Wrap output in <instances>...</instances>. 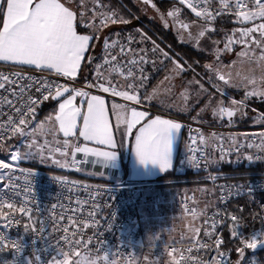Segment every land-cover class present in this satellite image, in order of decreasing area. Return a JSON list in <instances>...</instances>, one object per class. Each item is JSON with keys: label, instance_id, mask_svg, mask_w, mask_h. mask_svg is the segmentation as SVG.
<instances>
[{"label": "snow or ice", "instance_id": "obj_1", "mask_svg": "<svg viewBox=\"0 0 264 264\" xmlns=\"http://www.w3.org/2000/svg\"><path fill=\"white\" fill-rule=\"evenodd\" d=\"M92 2L93 7L89 9V0H79L76 7L83 10L77 11L72 6H66L61 0H0V17H2L0 62H11L17 67L27 66L42 74L47 73V75L37 77L25 75L22 72L12 74L0 72V151H6V145L12 139L23 138L26 141L23 145V151L16 148L15 151L8 152L9 161L0 160V221L4 222L5 227H9L13 223L19 224L21 221L16 219V214L19 213L28 221L24 224L25 232L31 230L43 234L46 229L45 220H40V227H36L37 221L33 219V209L27 206V199L20 206H17L15 202V198L22 191L19 185V177L15 176V166L20 160L31 158L39 159L42 163L51 161L61 168H66L68 167L69 149H71L73 162H76V155L82 153L85 157L94 158L92 163L107 169L117 159L115 133H120L121 142H123V139L131 137L133 129L140 125L135 133V142L132 146L139 163L145 167L149 164L158 166L161 172L168 171L173 167L174 145L178 141L182 129L180 122L164 119L160 115L151 118L147 112L137 111L135 108L131 109V118L129 119L127 107L113 103L112 111L117 120L116 127L113 129L109 122L108 109L103 96L93 95L89 91L69 87L67 84H61L49 78L56 76L74 81L82 73L83 68L92 64L96 59L93 56H88L86 60V53L90 50L91 42L96 40V34L109 24L129 23L127 19L111 9L107 12L100 11L106 7L102 0H92ZM143 3L157 8L153 0H143ZM179 3L191 9L198 20L202 18V22H194L191 25L197 28L195 34L188 31L189 23L179 22L182 42L195 41L196 45H199L201 40L206 37V33L214 31V29H209L207 25L225 13L234 15L236 22L241 24L261 21L258 24L254 23L252 27H240L231 34L226 33L223 40L211 41L214 45L215 62L206 64L204 67L210 73L207 83L215 89V93H219L221 99L216 100L214 94L205 88L204 83L193 79L186 82L184 91L180 93L182 106L169 105V107L178 106L180 111H188L190 109L189 100L192 96L189 89L192 85H198L194 93L196 102L199 103L202 96H207V101L197 114V118H199L200 113L208 110L211 111L213 118L223 120L227 117L229 123L238 114L241 117L245 116L244 109L248 99L259 97L264 101V90H262L264 89V76L259 82L254 75L245 76L238 80L234 79L231 72L225 71L224 66H222L221 53L231 52L233 46L239 44L242 50L238 53V57L246 58L249 63H258L264 71V0H179ZM215 3L219 4L218 8H213ZM89 11L92 13L90 17L87 15ZM178 13V9L167 11L166 16L177 20ZM161 18L164 19V17ZM97 20H99V25L96 24ZM78 23L92 29V34H79L77 31ZM163 26L168 27V23L165 21ZM137 31L139 32V30ZM185 32L187 33L186 36L184 35ZM113 35L117 39H111L107 36L103 39L105 55L101 58L102 63L94 65L96 75L92 81H86L85 87L88 89L96 88L102 93L111 94L112 97H122L125 101L140 104L141 98L138 93L146 87L147 81L151 78L150 74L146 72L147 65L150 64L155 70L158 63L163 64L165 60L171 62L172 67L160 82V85H168L165 88V92L168 94H171L175 87L172 83L175 78L182 76L188 70L182 64L172 60L168 52L161 49L155 41L151 42V49L147 47L133 48L134 43L143 45L149 41L150 38L146 34L140 33L139 40H136L131 34H126L123 38L126 43L121 42L120 33ZM221 43H223V49L218 47ZM257 50H259L258 56ZM85 60L86 63L82 66V61ZM113 73L124 77L125 82L123 84L114 83ZM217 81L223 82L224 86L243 88L244 99L237 101L234 98H229L226 104L224 97L227 96V92L225 87H221ZM160 85L154 88L151 94H146L144 98L147 101L157 98ZM61 97L63 100L59 103L55 115H49L46 117V121L33 127L37 115V105L49 99L56 100ZM78 97L80 98V106L75 103ZM85 104L86 111L84 110ZM47 121L58 123V129L65 138L62 144L55 139V129L46 127ZM80 121L82 124L78 123ZM142 121L145 122L141 123ZM256 122L264 124V114H260ZM120 124L124 125L123 130H121ZM77 131L79 138H83L85 142H94L98 147L72 143L69 138H76ZM48 135H52L53 139L49 140ZM41 137L44 138L41 139ZM212 139L213 143L208 145L203 136L200 137L199 141L195 137H190L184 163L199 171L201 170V161H203V169L207 171L209 165L225 161L226 157L233 153L237 156L236 163H240L242 159H246L249 164L264 161V131L260 132L258 136L256 134L245 135L243 142L239 137L231 136L225 138L214 135ZM257 139L259 140L258 143L256 142ZM225 140L228 141L227 149L224 147ZM208 146L212 148L213 152L219 151L221 153L219 161L211 158V153L206 150ZM244 148L256 149V154L242 156L241 153ZM57 154L63 160L57 158ZM79 162L83 163L84 161ZM76 170L79 171L78 168ZM28 175L34 176V173L29 172ZM54 179L59 180L62 184L70 183L60 177H54ZM206 179L215 185L217 180L228 179V177L213 175L209 172ZM218 187L221 190L220 199L223 203H227L225 196L230 199L232 195L245 194L242 191L244 187L242 185H218ZM247 187V194L254 197L256 189L251 184ZM201 191L208 190L202 189ZM90 202L91 211H87V215L84 216V205H88ZM58 207L60 208L58 217L52 220L53 232L61 230L60 225L65 220L67 212L72 213V215L67 216V220L75 230L70 232L69 227L62 228L64 235L60 237L57 244L63 243L70 250H57L56 257L62 258L54 257L55 264H68L67 258L69 256H71V264H99L101 260L104 264H114V261H110L112 248L103 241L96 249L97 252L103 251V256L97 255L93 258L90 255L93 249L91 242L94 236L102 235V233L94 232L93 235H88L87 239L83 238L84 229L89 227L96 229L101 223L100 219H97L100 204L96 198L89 193L87 200L77 199L75 206H73L71 197H69L67 207L63 203L51 205L53 210ZM261 208L264 210V204L261 205ZM187 211L191 212L193 218L196 217L197 213L194 209H187ZM239 212L242 213L243 208H240ZM112 216L114 217L115 213H112ZM228 218L227 213L221 216V213L217 211L209 216L205 212L203 222L205 242H201L199 239L202 227L192 225L189 228L188 242L195 248L189 246L186 250H182L177 249L173 244L170 246L167 255L172 258L179 256L180 264H188L189 261L192 264H233L230 253L234 250L238 256L234 264H245L246 250L255 252L258 248H264V226L245 234L243 228L246 225L243 223V216L231 214V227L227 244L234 245V248H228L226 253L222 247L226 242L222 233H217V228ZM261 224L264 225V217L261 218ZM112 227L113 224L109 221L106 230L111 231ZM34 244L35 240H33ZM5 250H10L13 253L11 264H34V262L35 264H46L42 255L37 254L35 250L32 255H25V246L21 240H13L4 234H0V254H3ZM194 250L197 253L203 251L208 258L201 259L198 256L184 255L185 251L192 253ZM43 251H47V249ZM159 258L158 256L157 259ZM2 264H9V262L3 261ZM170 264H173V259H171ZM248 264H258V262L250 260Z\"/></svg>", "mask_w": 264, "mask_h": 264}, {"label": "built area", "instance_id": "obj_2", "mask_svg": "<svg viewBox=\"0 0 264 264\" xmlns=\"http://www.w3.org/2000/svg\"><path fill=\"white\" fill-rule=\"evenodd\" d=\"M173 1L184 7L186 11L195 16L191 9H189L186 5L180 4L179 0ZM218 7V3L213 4V8ZM228 15L234 17V20L232 21L236 22V17L230 13H225L220 16L228 17ZM0 72L4 74L22 72L25 75H33L37 77L41 75H47V73L42 74L39 71H35L29 67H17L14 65L2 63H0ZM49 78L52 80H56L61 84H67V86L69 87H76L85 91H89L90 93L94 92L95 94L102 95L107 101L108 105L117 103L125 105L127 108L131 109L141 108L148 113L156 112V110L152 109L149 106L136 104L133 101H125L122 97H112L111 94L102 93L96 88H86V81L90 80L83 77V75L81 74H79L74 81L56 76H50ZM35 95L38 96L39 94ZM45 102L37 105V113ZM172 118L178 120L182 124V136H184V141L186 143V147H184L185 150L180 154L177 169H179L181 172L189 169L192 171V173L200 174L206 182L205 185H207L208 191L210 192V197H212L213 199V204L210 207L203 209L202 211L196 209L194 205L195 198L193 195L179 197L178 200L179 206L185 214L192 215L190 211H187V209H194L197 215H199V226L202 227V231L199 236L200 241L205 242L203 231L205 212L209 216L217 211L221 213V216H224L225 213L228 214L229 218L226 219L220 225V227L217 228V233H222L225 242L226 238L224 233L226 230H230L231 214L243 216V223L246 225V227L243 228L245 234L255 229H260L262 226H264L261 224V218L264 217V210H262L261 208V205L264 204V161H256L255 163L249 164L246 159H242L240 163H236L237 156L235 153H233L231 156H227L225 161H220L219 163H213L209 165L207 171L203 169V161H201V170L199 171H197L196 168L184 163L185 154L187 153L188 145L190 144V137H195L199 141L200 137L203 136L208 145H211L213 143L212 138L214 135L216 137L223 136L225 138L230 136L239 137L241 139V142H243V137L245 135L252 136L253 134H256L258 136L260 132L264 131V124L256 123L251 125H244L241 121L242 119H233L231 123L228 122V119H223L219 123H212L173 116ZM256 142L258 143L259 140L257 139ZM224 147L225 149H227L228 147L227 140H225ZM206 150L208 153H211V158L219 161L221 155L219 151L213 152L210 146H208ZM249 154L255 155L256 149L244 148L242 150V156H246ZM79 161L85 162L84 158L80 155H76V162H73L71 153L69 154L68 164L70 165L69 168L71 170L76 171L77 168H81L84 162L80 163ZM239 167L244 168V170H241L240 172L235 171ZM250 167L256 168L249 169ZM29 172L34 173V176L28 175ZM209 172L213 175L226 176L228 177V179L217 180L214 185L213 182L206 179ZM15 176L19 177V185L22 189L21 193L15 198L17 206H20L21 203L25 199H27V206L33 209V219L37 221L36 227H40V220H45L46 224L45 232L43 234H40L39 232H33L31 230L25 232L24 224L28 221L27 218L22 217L19 213L16 214V219L21 221L19 224L13 223L11 226L5 227L4 222L0 221V234H4L13 240H21L25 246V255H32L33 251L35 250L37 254L42 255V259L46 261V264H50L51 262L55 264L54 257H56L57 250L62 249L63 251H69L70 249L67 245L63 243H60L58 245L57 241L61 236L64 235L62 231L63 227H69L70 232L75 230L71 225H69L67 220V216L72 215V213L67 212L65 220L60 225L61 230L53 232L52 220L58 217L60 208L58 207L56 210H53L51 208V205H59L63 203L67 207L69 197H71L73 206H75V201L77 199L81 201L87 200L89 193H91V195L94 196L96 198V201L100 204V211L97 219H100L101 223L97 226L96 229H93L91 227L84 229L85 235L83 238L87 239V236L93 235L94 232L102 233V235L94 236L91 242L93 245V249L91 250L90 254L99 255L102 257L103 251L97 252L96 249L99 248L100 242L103 241L112 248V255L110 256L111 261L127 264L132 261L137 251H142V249H145V245L140 237V234L133 225L135 224L134 222L136 216V208L134 204L135 198L129 188L132 185L126 183H94L86 181L85 179L82 180L71 178L66 175L25 166H15ZM54 177H60L66 181H69L70 183L62 184L59 180L54 179ZM249 184H251L252 187L256 189L254 197L247 194V186ZM218 185H242L244 186L242 191L245 194L240 196L232 195L230 199L225 196V199H227V203H223L220 199L221 190ZM24 189H26V191H23ZM240 208H243L242 213L239 212ZM5 211H7V209H5ZM87 211H91V202L88 205H84V216L87 215ZM112 213H115L114 217L112 216ZM217 219H219V217H217ZM109 221H111L113 224L111 231L106 230ZM209 223H211V221H209ZM49 233H51V235H49ZM77 238L79 239L80 237ZM33 240H35L34 245ZM173 244L177 249L182 250H186L189 246H193L195 248L194 245L189 244L188 240L170 242L160 246V249H162V252L166 258L167 264H170L171 259H173V264H180L179 256L172 258L167 255L168 251H170V246H172ZM225 245L222 247L223 250H225L227 253L228 247H226ZM45 249H47V251H43ZM81 251L83 253L82 249ZM184 255L198 256L201 259L208 258V256L205 255L203 251L199 253H197L195 250L192 253H188L187 251H185ZM231 258L232 257L230 253V259ZM12 259L13 253L10 250H5L3 254H0V264H2L3 261H8L9 264H11ZM244 260L245 264H248L250 260L258 262V264H262V257H258V255H256L252 251L250 252V250L249 252H245ZM188 264H192V262L189 261Z\"/></svg>", "mask_w": 264, "mask_h": 264}, {"label": "rangeland", "instance_id": "obj_3", "mask_svg": "<svg viewBox=\"0 0 264 264\" xmlns=\"http://www.w3.org/2000/svg\"><path fill=\"white\" fill-rule=\"evenodd\" d=\"M66 1L70 2L74 7H76V3L78 0L76 1L66 0ZM102 3L106 6L104 8L106 12L109 9H111L114 12H117L116 9L112 8L107 3L103 1ZM132 3L140 19H143L146 23H149L150 25H154L155 27H158L159 29L172 33L173 36H175L179 42L188 44L192 46V48H195L197 50L199 49V51H203L204 53H206V55L210 57V59H208L206 64L215 62L214 45L211 43V41L212 40H223L226 32H222L220 34H214V31H209L208 33H206V37L201 40V43L199 45H196L195 41L182 42L180 39L179 22L182 21L184 23H189L190 28L188 31H191L193 34H195L197 32V28L191 25H193L194 22L195 23L202 22V19L201 20L182 19L180 18L179 13H178L177 20H174V18L172 17H167L166 16L167 11H173L176 9L180 10V8L175 4H168L164 8H159L158 6L157 8H153L150 4L145 5L143 3V0H132ZM153 3L156 4L154 0H153ZM92 7H93V2L92 0H89L88 8L91 9ZM100 11H103V9H100ZM161 17H164V19H162ZM165 21L168 23V27L163 26ZM245 23H247V25H245ZM245 23L241 24L238 22L237 24L240 25L239 28L246 27V26H254V25H250V23L248 22H245ZM136 24H137V20L131 21V25H136ZM255 24H258V23H255ZM114 25L116 26L117 24H114ZM207 27L209 29H214L212 24L207 25ZM234 30L235 29H232L227 34H231ZM184 35L186 36L187 33L185 32ZM133 36L135 37V35ZM147 36L151 38L149 34H147ZM208 37H210L211 39H209ZM139 39L140 37L137 40ZM109 42L111 43V41ZM149 42L151 43L152 40H149ZM146 43H148V41ZM133 46L134 45H132V47ZM218 47L220 49H223V43H221ZM241 50H242L241 46L237 44L233 46V50L231 52H222L221 53L222 66H224L225 71L231 72L232 77L234 79L238 80V79H242L245 76L254 75L257 81L259 82L262 76H264V71H262L258 63H249L246 58L238 57V53ZM116 51L118 52V49ZM104 55H105V52L102 53L101 58L104 57ZM258 55H259V50H257V56ZM98 63H102V59ZM163 64L158 63L156 65L155 70L159 69V67H161ZM155 70L152 68V66H150V69L149 70L147 69L146 72L151 74L152 72H157ZM166 73H168V71H166L164 75L159 78V80L154 84V86H152L153 88L150 89L148 93H152L153 89L156 88L158 85H160V82L163 80ZM84 77H85V72H84ZM116 79L117 80L114 83H116L120 78H116ZM193 79L197 80L194 76L189 77V76L182 75L180 77H176L175 80L172 82L175 85V87L173 88V91L171 94H168L165 92V88L168 87L167 84L160 85V89H159L160 98L167 100L164 103V106L165 105L166 106H169V105L182 106L180 93L184 91V85L186 84V82L193 80ZM122 81L123 83L125 82L124 77ZM206 81H208V77L206 78ZM217 82L220 83L221 87H225V91L227 92V96L224 97L226 104L228 103L229 98H234L237 101L244 99V89L243 88L238 89V88L231 87V86H224L223 82H219V81ZM206 84L204 83L205 88H208L209 91L214 94V98L216 100L221 99L219 93H215V89H213L212 87ZM197 88H198V85H192L191 88L189 89V91L192 93V96L189 100L190 109L186 112L185 115H187V113H189L190 111L191 117L195 119H202L204 121H207V119L219 120L217 118H213L210 110L200 113L199 118H197V114L200 112V109L204 106V104L207 101V96H202L200 98L199 103L196 102L194 93ZM258 88H259V83H258ZM143 91H145V88L141 89L138 95H140V98L144 100L145 98L141 97ZM160 98H157V99H160ZM256 99H260V98L252 97L248 100H256ZM154 103H157V101H154ZM158 104L161 105L160 102H158ZM170 108L178 109L179 107L173 106ZM238 117H240L239 114L235 118H238ZM170 118H172L171 115H170ZM39 123L40 122L34 119L33 127H35V125ZM43 138L44 137H41V139ZM47 138L49 140H52L53 136L48 135ZM55 139L57 141H60L62 144L63 142L62 140H58L57 137H55ZM25 142L26 141L23 138L12 139L11 141H9L6 145L7 150L0 151V160L9 161L10 156L8 152L15 151L16 148H20L23 151L24 150L23 145ZM70 153H71V149H69V154ZM57 158H61L59 157V154H57ZM61 159L63 160V158ZM29 161H37L38 163L42 164L45 167L47 166V167L58 169V170H67L69 168V164H68V167L61 168L59 165H55L51 163V161L42 163L39 159H31V158L20 160L19 162L16 163V166H21L23 163H26ZM178 163L179 161L177 162V164ZM187 170L191 171L189 169H186L185 171ZM200 178L203 179L202 176H200ZM129 188L135 198L134 204L136 208V211H135L136 216H135V222H134L135 224L133 225L135 226L136 230L140 234V237L145 245V249H142V251H137L132 261L127 264H167L166 258L164 257V254L162 252V249H160V246L166 243L173 242L176 239H183V238L185 239L186 237H189L190 236L189 228L190 226L195 225L194 222H196V219L193 218L192 215H187L182 211L178 203L179 197H185L187 195H193L194 198L198 197V193H202L203 191L201 190L206 189L207 186L205 187V185L199 184V185H193V186L166 187V186H162V184L159 185V183L154 180L151 182H144L141 184H135V185L132 184V186ZM207 192L208 191H204V193H207ZM90 255L93 258L97 256L93 254H90ZM158 256L160 257L159 259H157ZM145 257H147V259H145ZM67 259H68V264H71V256H69ZM50 264H53V263L51 262ZM99 264H104V262L101 260L99 261ZM114 264H123V263L114 261Z\"/></svg>", "mask_w": 264, "mask_h": 264}, {"label": "trees", "instance_id": "obj_4", "mask_svg": "<svg viewBox=\"0 0 264 264\" xmlns=\"http://www.w3.org/2000/svg\"><path fill=\"white\" fill-rule=\"evenodd\" d=\"M103 2L107 3L109 6L117 10V13L121 16H123L125 19L129 21L127 24H123V29L119 32L120 39L122 43H126V41L123 39L125 34H131L135 35L136 40L140 37V33L143 34H149L151 37L149 40L155 41L157 45L164 51L171 53V56L174 55L176 58L183 63L184 66L189 68V70L193 71L192 73H195L199 78L202 79L203 83H207L206 78L208 77L209 73L205 69L206 62L208 59H210L209 56L206 55L203 51H199L195 48H192V46L188 44L181 43L177 40L175 36H173L172 33L164 31L162 29H159L158 27H155L154 25H150L149 23H146L143 19H140L138 17V13H136V9L133 6L132 0H102ZM156 2V5L159 8H164L168 4H175L177 5L180 10H179V16L182 19H189V20H198L193 14L189 13L186 11L184 7L179 5L173 0H154ZM202 19V18H201ZM200 19V20H201ZM137 20L136 25H131V21ZM234 20V17L231 15L227 16H220L217 17L214 21L211 22L212 26L214 27V34H220L222 32H230L233 27L237 25V23ZM2 22V17H0V25ZM139 30V32L137 31ZM77 31L79 32H87V29L85 27H82L80 23L77 24ZM146 34V35H147ZM113 39H117V37H114ZM148 43H150L148 41ZM166 48H165V47ZM86 60H87V55H86ZM86 60L83 61L82 66L84 63H86ZM171 62L170 61H165L164 64L159 67V69L155 70L157 72H152L150 74L151 78L147 81V85L145 87V91L142 92L141 97L144 98V96L149 92L150 89H152L154 84L159 80L161 76L164 75V73L168 70L170 67ZM149 66V65H147ZM91 68L92 64H89L87 67L83 68V71L85 72V77L90 78L91 76ZM147 69H150L148 67ZM206 85H211L207 83ZM56 100H49L42 105L40 108L39 112L37 113L35 120L38 122H43L46 121V117L49 115H53L56 111ZM246 112V115L243 116V119L241 120L244 125H251V124H256L258 122L257 118L259 117L260 114H264V101L261 99H256V100H247L246 107L244 109ZM187 119H191V112L187 113L185 115ZM182 118V117H181ZM192 120V119H191ZM222 120H217V121H211L212 123H219ZM11 141V140H10ZM9 142V141H8ZM78 155V154H77ZM179 160V159H177ZM177 162L174 164L173 168L165 171L164 173L159 174L158 177H156L155 181H157L162 186L166 187H172V186H193V185H199V184H206L204 179L200 178V174L198 173H192L191 171H184L181 172L179 169H177ZM25 167H30V168H36V169H42L50 172H54L57 174H62L69 176L71 178H77V179H82L94 183H109V182H104L100 180H94V179H88L85 177H82L79 174V171H73L70 168L67 170H58L50 167H45L42 164L38 163L37 161H29L26 163H23L21 165ZM83 166V165H82ZM81 166V167H82ZM70 167V165H69ZM256 167H250L249 169H254ZM227 169V168H226ZM231 170V169H230ZM244 170V168L239 167L235 171H241ZM110 183H115V182H110ZM109 183V184H110ZM204 184V185H205ZM229 231L226 230L224 235L226 238V247L228 248H234V245H229L227 244V241L229 240ZM175 242V241H174ZM252 250H250L251 252ZM246 252H249V250H246ZM253 252V251H252ZM258 257H262V264H264V248L260 250H256L255 252ZM165 257V256H164ZM231 259L234 262L237 260L238 256L237 253L233 250L231 251Z\"/></svg>", "mask_w": 264, "mask_h": 264}, {"label": "crops", "instance_id": "obj_5", "mask_svg": "<svg viewBox=\"0 0 264 264\" xmlns=\"http://www.w3.org/2000/svg\"><path fill=\"white\" fill-rule=\"evenodd\" d=\"M61 2H64L66 4V6H72L74 8V10H77V11L83 10V9H78L77 7H74L70 2H67L66 0H61ZM78 3H79V0L77 1L76 6ZM103 11L106 12L105 9H103ZM87 15L90 17L92 14L89 11V12H87ZM89 22H91V21H89ZM254 23H260V22L257 20L255 22L250 23V25H254ZM96 24L99 25V20L96 21ZM81 25H82V27H85L84 24H81ZM122 25L123 24H121V23H117L116 26L114 24H109L107 27L102 28L100 30V32H98L96 34V36H97L96 40L91 42L90 50L88 51V53H86V55H87V57L93 56L96 58L92 63V71H91L92 73H91V76H89L92 80L94 79V76H95L94 65L96 63L100 62L101 55H102V53L105 52V50L103 48L104 37L107 36V37H111V39H113L114 37H116L113 34L119 33L123 29ZM245 25H247V23H245ZM239 26L240 25L237 24L235 27H233V29H237V28H239ZM0 27H2V22H1ZM246 27H249V26H246ZM85 28L87 29V32L84 33V32L78 31V33L82 34V35H91L93 30L90 28H87V27H85ZM133 45H134L133 46L134 48L147 47V48L151 49V47H152V43H145L143 45L134 43ZM169 56L172 58V60H175L176 62L183 65V63L181 61H179L176 58V56H174V55L171 56V53H169ZM165 61H167V60H165ZM0 63L12 65L11 62H8V63L0 62ZM82 63H83V61H82ZM150 66H151L150 64H149V66H146V70ZM25 67H27V66H25ZM171 67H172V65H170V67L168 68V70H167L168 72H169V69ZM184 67L186 69H188L183 73L184 76H189V77L194 76L198 81L203 83L201 78H199L195 73H192L193 71L189 70V68H187L186 66H184ZM80 74L83 75V77H84L83 71ZM112 75L114 78V82L117 80L116 78H120L117 82L123 83V81H122L123 77L117 76L115 73H113ZM87 79H89V78H87ZM91 79H89V80L92 81ZM90 94L99 95V94H95L94 92L90 93ZM148 94H151V93H148ZM157 98H160V95H158ZM157 98H154L152 101H147L146 99H144V100L141 99V104H143V105L145 104L146 106H149L152 109L156 110V112H153V113L147 112L151 118H154L156 115H160L164 119H172V120L179 122L178 120H176L174 118H170L169 116L171 115L173 117H179V118L186 117L185 114L187 111H180V108L171 109L169 106H166V105H165L166 106L165 107L164 103L167 100H165L163 98H160V99H157ZM62 100H63V97L59 98L58 101L56 102V111H58V105L60 102H62ZM154 101H157V103H154ZM158 102H160L161 105H159ZM75 103L77 106H80V98L79 97L77 98ZM106 108L108 109L109 122L113 126V129H115L116 124H117L116 115L112 111V105H108L107 101H106ZM127 109H128L127 116L130 119L131 118V115H130L131 108H127ZM135 109L137 111H144L141 108H135ZM84 110L86 111V104L84 105ZM167 114L169 116H167ZM54 115H55V113L53 114V116ZM191 119L195 120V121H203V122L217 121V120H211V119H207V121H204L202 119H195V118H191ZM223 119H228V118L225 117ZM233 119L239 120V119H243V117H241V116L238 118L234 117ZM144 122L145 121H142L141 123H144ZM78 123L82 124V121H80ZM46 126L48 128H54L55 129V137H57L58 140L63 141L65 139L63 137V133L60 132L58 129V123H55L54 121H47ZM139 127H140V125H137L136 128L133 129L132 136L123 139V142H121L120 133L119 132L115 133V139L117 141V146L115 148V151L117 152V159H116V161L113 162V165L107 169H105L101 165L92 163V160L94 158H92L91 156L85 157L84 154L78 153V155L82 156L85 160L84 164H82L83 166L81 167L79 174L82 177H85L88 179L100 180V181L109 182V183L110 182L126 183L129 185H132V184L135 185V184H141L144 182L154 181L156 179V177L159 176V174L161 175V173H164L165 171L161 172L159 170L158 166H154L151 164H149V165H147V167H145L144 165L140 164L139 161L137 160L135 153L132 149V146L134 145V142H135L134 141L135 133ZM120 128H121V130H123L124 125L120 124ZM182 135H183V133H182V129H181V132H180L179 137H178V141L174 145L173 166L176 162H178L177 159H179L180 154L185 150L184 147H186V143L184 141V136H182ZM50 136H52V135H50ZM69 139L72 141V143H79L81 146H84L85 144H87L88 147H98V145H96L94 142H85V141H83V138H79L78 131L76 133V138H69ZM206 186L207 185H205V187ZM206 189L208 190V188H206ZM202 193H198V197H195V201H194V205H195L196 209L199 211H202L203 209H206L213 204V199H212V197H210L211 196L210 192L208 191L207 193H204V191H203ZM195 219H196V222H194L195 226H199V215H196ZM187 240H188V237H186L185 239L184 238L183 239H176L174 241H187Z\"/></svg>", "mask_w": 264, "mask_h": 264}, {"label": "water", "instance_id": "obj_6", "mask_svg": "<svg viewBox=\"0 0 264 264\" xmlns=\"http://www.w3.org/2000/svg\"><path fill=\"white\" fill-rule=\"evenodd\" d=\"M67 95V94H66ZM57 99H59V98H57ZM260 249H262V248H258L257 250H260Z\"/></svg>", "mask_w": 264, "mask_h": 264}]
</instances>
